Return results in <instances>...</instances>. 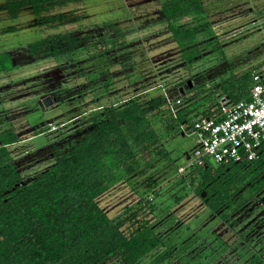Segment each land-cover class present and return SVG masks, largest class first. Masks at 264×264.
Instances as JSON below:
<instances>
[{
	"label": "trees",
	"instance_id": "trees-1",
	"mask_svg": "<svg viewBox=\"0 0 264 264\" xmlns=\"http://www.w3.org/2000/svg\"><path fill=\"white\" fill-rule=\"evenodd\" d=\"M67 3L6 0L0 10L14 20L24 8L30 7L41 17L46 9ZM203 6L200 0H167L162 5L160 21L165 23L172 44L179 50L178 61L186 68H191L201 56L197 35L204 29L200 19L206 13ZM61 17L47 15L40 18L39 24L60 27ZM187 18H192L195 25L187 23ZM119 35L75 43L69 33H55L28 43V47L34 56L69 57L75 63L87 58L92 64L98 58H106L108 69L104 66L96 71L93 65L87 73H99L104 82L102 89L107 91L111 86L107 78L113 66L110 53L125 45L124 37ZM139 62L131 57L120 64L134 68ZM152 66L154 69L156 64ZM259 66L264 67V62ZM14 68L15 62L8 53L0 52V75ZM257 69L224 73L220 94L212 89L210 93L204 88L199 90L193 81L188 88L190 74L170 85L172 96V91L162 84L150 86L143 76L145 72L149 76L151 73L141 67L125 75L131 92L121 89L117 100L108 104H100L96 89L84 76L73 95L67 94L74 91L70 87L57 88V96L62 89L67 100L81 108L69 118L68 121L77 120L69 132L59 130L48 145L18 158L9 151L20 141L17 134L10 129L0 133V264H206V248L212 251L224 246L220 254L233 253V245L244 246L254 254L245 264H264V155L252 162L216 168L209 159H205L203 166H190L195 173L187 182L189 193L200 199L210 221L216 219V223L205 232L189 231L188 238L195 239L189 240L191 243L183 249L171 243L175 229L166 231L171 225L168 219L172 211H160L161 204L156 202L161 192L165 194V188L162 191L158 181L148 178L147 191L143 193L146 195L142 196L130 185V178L145 176L157 159L168 156L166 144L170 140L186 133L188 119L175 109L181 105V97L197 96L201 105L214 99L218 103L213 111L216 113L223 99L231 103L248 99L252 72ZM143 81L147 84L145 89V85L140 89L133 86ZM153 90H160V94L155 95ZM37 133H43V129ZM187 155L190 157L183 154ZM38 163L48 164L30 174L28 171ZM175 182L182 194L175 197L173 207L189 195L186 179L170 181L172 185ZM120 183L130 186L137 199L112 217L99 199ZM187 220L180 219L173 227L179 228ZM215 226L220 231L216 232ZM225 232L232 233L230 245L223 238ZM206 238H212L214 246Z\"/></svg>",
	"mask_w": 264,
	"mask_h": 264
},
{
	"label": "rangeland",
	"instance_id": "rangeland-1",
	"mask_svg": "<svg viewBox=\"0 0 264 264\" xmlns=\"http://www.w3.org/2000/svg\"><path fill=\"white\" fill-rule=\"evenodd\" d=\"M5 1L0 0V7ZM163 1L165 0H67V5L48 8L42 12L41 17H37L30 7L24 8L14 20L0 10V52H7L15 62L14 71L0 75V133L10 129L19 137L20 141L9 147L15 158L42 149L53 140L59 130L69 132L72 129L77 120H68L73 114L80 112L81 108L78 109L69 102L62 89L58 90V96L56 90L67 86L74 89L73 93L67 94H75L81 87L83 76L87 77L89 84L96 89L95 94L101 101L100 104H108L117 100L121 89L131 92L127 89L130 85L125 75L139 67L151 73L149 76L145 72L143 79L148 80L152 87L162 84L161 86L172 91L170 85H175L178 78L183 79L191 74V80L187 81H193L199 90L204 88L206 93H210L212 89L220 94L224 73L232 70L238 73L250 68L259 69V65L264 62V0H200L206 12L200 16V19H203V32L197 35V47L201 56L191 68L184 67L178 61L179 50L172 44L165 30V23L160 21ZM47 15L62 16L60 27L39 24L40 18ZM185 20L195 25L192 18ZM55 33H69L75 43H84L86 38L96 40L100 37H113L117 33L124 37L125 45L110 53V56H113V66H110L107 78L111 84L107 91L102 89L104 82L99 73H87L93 65L96 71L104 66L108 69L106 58H98L91 64L87 58L75 63L69 57L55 59L32 54L28 43ZM131 57L139 60L140 65L123 68L120 63ZM153 63L156 66L151 69ZM137 76L141 79V75ZM146 81L136 82L133 86L140 89ZM159 91L153 90L155 95L160 94ZM170 95L174 96L173 91ZM45 97H50L53 103L41 109L37 102ZM181 99V105L175 109L188 119L186 133L166 144L168 156L157 159L145 176L130 178V185L135 188L137 195H146L143 193L147 191L145 180L148 178L158 181L157 185L162 191L165 188V194L164 191L161 192V195L156 197V202L161 204L160 211H172L168 219L171 225L166 227V231L175 229L171 243L179 249L187 247L195 239L188 238L189 231L205 232L216 223V219L210 221L208 211L204 209L200 199L189 193L190 186H187V182L195 173V168L189 166V160H186L183 154H192L195 147L189 128L192 121L211 115L218 106L214 99H209L202 105L199 104L197 96L194 99L189 96ZM90 100L88 99V103ZM213 116L214 113L210 117ZM42 129L43 133H37ZM47 164L38 163L28 172L36 173ZM180 168L184 169L183 173L179 171ZM176 179H186L185 188L189 195L180 205L173 207L175 197L182 194L181 189L175 185L177 182L173 185L170 183ZM136 199L137 196L130 186L120 183L104 194L99 202L110 216L115 217ZM180 219L188 220L179 228L173 227L178 225ZM214 230L220 231L217 226ZM200 234L202 233H195L196 236ZM223 238L230 245L232 233L225 232ZM206 240L214 246L212 238ZM233 246V253L224 251L222 256L220 252L224 246L215 247L212 251L206 248V256L212 258L210 261L208 259L206 264H245L244 261L254 255L244 246ZM236 253L240 255L239 258Z\"/></svg>",
	"mask_w": 264,
	"mask_h": 264
},
{
	"label": "built area",
	"instance_id": "built-area-1",
	"mask_svg": "<svg viewBox=\"0 0 264 264\" xmlns=\"http://www.w3.org/2000/svg\"><path fill=\"white\" fill-rule=\"evenodd\" d=\"M190 129L195 147L189 166H203L210 158L217 165L252 162L264 155V67L252 72L248 99H223L213 117L195 119Z\"/></svg>",
	"mask_w": 264,
	"mask_h": 264
},
{
	"label": "water",
	"instance_id": "water-1",
	"mask_svg": "<svg viewBox=\"0 0 264 264\" xmlns=\"http://www.w3.org/2000/svg\"><path fill=\"white\" fill-rule=\"evenodd\" d=\"M187 86L188 88H191L192 87V83L191 81H187ZM182 91V88L180 89ZM53 103L52 99L50 97H45L41 100H39L37 102L38 106L41 108V109H44L45 107H49L51 104ZM186 160H189V156L187 155L186 156ZM209 163L214 167L216 168L217 167V164L214 162L213 159H209ZM203 196V195H202Z\"/></svg>",
	"mask_w": 264,
	"mask_h": 264
},
{
	"label": "flooded vegetation",
	"instance_id": "flooded-vegetation-1",
	"mask_svg": "<svg viewBox=\"0 0 264 264\" xmlns=\"http://www.w3.org/2000/svg\"><path fill=\"white\" fill-rule=\"evenodd\" d=\"M167 0L163 1L162 4H164V2H166ZM261 46H263V44L261 43Z\"/></svg>",
	"mask_w": 264,
	"mask_h": 264
},
{
	"label": "crops",
	"instance_id": "crops-1",
	"mask_svg": "<svg viewBox=\"0 0 264 264\" xmlns=\"http://www.w3.org/2000/svg\"><path fill=\"white\" fill-rule=\"evenodd\" d=\"M196 216H194V218H195ZM198 217V216H197ZM192 218V217H191ZM173 234H175V231L173 232ZM175 239H176V237H175Z\"/></svg>",
	"mask_w": 264,
	"mask_h": 264
}]
</instances>
